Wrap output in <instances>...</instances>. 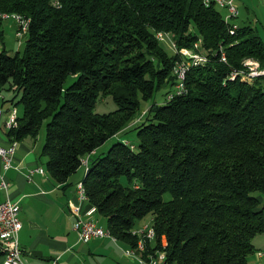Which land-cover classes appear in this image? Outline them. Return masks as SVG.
Instances as JSON below:
<instances>
[{"label": "trees", "instance_id": "trees-1", "mask_svg": "<svg viewBox=\"0 0 264 264\" xmlns=\"http://www.w3.org/2000/svg\"><path fill=\"white\" fill-rule=\"evenodd\" d=\"M218 9L201 0H0V14L31 20L23 53L0 52V88L20 96L3 104L23 108L7 138L36 140L45 126L41 156L58 184L89 157L90 208L135 250L132 232L151 217L156 238L138 254L165 251L163 264H250L264 234V81L225 80L246 59L264 64V42L250 25L231 35ZM157 32L170 33L179 54ZM199 40L221 62L191 63L184 95L165 102L166 93L141 117L144 102L174 87L181 52ZM109 96L116 111L99 114ZM135 126V149L118 141L92 156Z\"/></svg>", "mask_w": 264, "mask_h": 264}, {"label": "crops", "instance_id": "crops-1", "mask_svg": "<svg viewBox=\"0 0 264 264\" xmlns=\"http://www.w3.org/2000/svg\"><path fill=\"white\" fill-rule=\"evenodd\" d=\"M237 4L240 17L244 11H251L257 25L261 24L264 27V0H237ZM235 23L238 26L241 25ZM0 33L4 32L0 31ZM2 49L3 47L0 48V52ZM170 89L169 87L168 91ZM4 101L9 100L5 97ZM6 105L4 106L3 101L0 102V107L7 112L12 105L9 108ZM8 116H4L0 127L1 141L4 146L9 141L8 129L5 126ZM41 149L42 146L40 147L36 140L26 139L20 142L15 161L17 168L6 172L4 176L11 185L10 191L5 192L0 189V202L10 197L21 206L20 218L23 228L20 232V246L24 261L27 264H147V257L144 258L138 253L133 255L134 249L117 239L107 237L88 243L78 240L73 230L76 218L72 205H79L77 185L83 182L84 178L82 180L73 178L77 177L84 167L71 177L67 185L58 184L46 171L47 159L41 156ZM96 154L97 152H94L92 156ZM35 167L43 168L44 174H35L32 182H29L26 174L29 169ZM84 171L85 176V168ZM87 201L86 199L82 206L83 213L90 210ZM92 219L106 228V221L102 225L98 215H93ZM260 236L254 241L258 244L257 247L255 245L257 251L264 250V242H260L264 234ZM2 248L3 246H0V255L3 251L5 252ZM127 251L130 256L127 255ZM250 264H264V260L259 261L253 255L250 258Z\"/></svg>", "mask_w": 264, "mask_h": 264}, {"label": "built area", "instance_id": "built-area-1", "mask_svg": "<svg viewBox=\"0 0 264 264\" xmlns=\"http://www.w3.org/2000/svg\"><path fill=\"white\" fill-rule=\"evenodd\" d=\"M205 7H211L213 5L219 6L226 10L225 22L230 24V34L235 35L239 29V26L235 23L236 19L240 17V9L237 4V0H201ZM13 22V21H9ZM8 22V23H9ZM15 25V24H14ZM31 26V20H26V25H15V36L19 42L20 46L26 43L29 35V29ZM155 38L162 44L168 45V47L173 51V53H179V48L174 46V39L171 38V34L167 32H157L155 33ZM191 51L196 55V58L200 62L209 63L212 57H220V53H210L204 50L202 40L197 41ZM221 62V57H220ZM186 65H190L189 61L183 59V69L173 68V74L175 76V85L166 94L165 102H170L178 97L183 96L182 86L177 84V71H183ZM242 76H258L259 80L264 81V67H257V59L249 63L247 71L244 73H236V70H229L228 75L225 80L230 78H239ZM264 90V85H263ZM5 97L0 94V102L4 101ZM145 112L141 115V117ZM2 115H9V122L7 129H12L18 125V109L16 107H11L9 111H5L0 107V117ZM140 120V119H139ZM1 130V129H0ZM20 143L18 141H8L6 146L2 145L0 137V189L9 192L10 183L5 179V173L11 169L17 168L15 166L16 155L19 149ZM129 146L135 149V145L129 142ZM89 162V157L82 159V168L86 163ZM44 174L43 168L35 167L29 169L26 178L32 182L35 174ZM77 196L79 200V205H72V210L75 215V223L73 225V230L78 236V240L82 243H88L95 239L107 238L106 228L102 227L97 221L92 219L93 215L96 214V209L94 207L90 208L89 211L83 213L82 206L85 203L84 191H79V186H77ZM21 206L17 201L12 200L10 197L0 202V246L7 247V254L0 255V264H27L23 259V252L20 246V232L23 228V223L20 218ZM133 235L138 237V245L142 248L144 253L147 251L148 241H154L156 238L155 230L152 225H146L141 228H135L133 230ZM162 247H167V240L165 237L162 239ZM128 256L129 251L126 252ZM257 260H264V250H258L254 254ZM160 259H166L165 251H156L154 254H149L147 256V264H159Z\"/></svg>", "mask_w": 264, "mask_h": 264}, {"label": "rangeland", "instance_id": "rangeland-1", "mask_svg": "<svg viewBox=\"0 0 264 264\" xmlns=\"http://www.w3.org/2000/svg\"><path fill=\"white\" fill-rule=\"evenodd\" d=\"M219 12H221L222 14L226 13V10L224 8H220L218 9ZM10 21H13L10 20ZM237 23H240L242 26L244 25H251L253 27V29L257 32V34L260 36V38H262L263 42H264V27L261 26V24L256 23V18L254 17L253 13L251 11H244L242 13V16L239 17L238 19L235 20ZM252 21V22H251ZM4 22L2 23V25L0 24V31L4 32L3 33V39L0 42V48L4 47L8 53L10 55H16L18 52H20L21 54L24 51V44L23 46L19 45V42L15 36V25H18L17 21L14 20L13 22ZM15 24V25H14ZM264 25V22H263ZM263 27V28H262ZM164 48L166 51H169L170 53H173V51L168 47V45L163 44ZM73 81V79L69 80V83H71ZM169 87H165L164 89L160 90L159 92H157V94L155 95V97L150 100L149 102H144L142 104V109H141V114L144 110H148L155 102L157 104H162L163 100H164V95L166 94V92L168 91ZM0 92L3 93V95L7 98V100L11 101L15 100V103H17L20 99V96L17 95L14 92V90H12L9 86H6L4 88H0ZM0 93V94H1ZM16 96V97H15ZM7 108H9L10 104L6 105ZM12 107V106H11ZM10 107V108H11ZM117 106L115 105V103L112 100V97H107L103 100H101L97 106L96 111L99 114H108L111 112L116 111ZM18 110H19V116L21 117L23 115V108L22 106H18ZM139 113V114H140ZM136 120V118L133 120V122ZM132 122V123H133ZM134 124V123H133ZM2 125V122H1ZM135 127H132L131 129H129L127 132L123 133L122 135L112 138L109 141H107L98 151H97V155L95 157H98L100 155H104L111 147L112 145H114L116 142L121 141V142H130L133 145H138V133L137 131L134 129ZM1 137V135H0ZM46 138V128L45 126L42 127L41 132L38 136V138L36 139L37 144L41 147L45 141ZM84 168L77 174V177L75 176L73 179L78 178L79 179H83L84 178ZM72 179V180H73ZM121 182L126 185V179H122ZM99 220H101V224L104 225V221L105 219L101 216H99ZM152 218H146V220L142 221V222H138V228L144 227L146 225H152ZM262 236V235H261ZM260 236V237H261ZM259 238V237H258ZM260 242H264V236L260 238ZM254 245H256L257 247V243L254 242ZM260 261V260H259Z\"/></svg>", "mask_w": 264, "mask_h": 264}, {"label": "bare ground", "instance_id": "bare-ground-1", "mask_svg": "<svg viewBox=\"0 0 264 264\" xmlns=\"http://www.w3.org/2000/svg\"><path fill=\"white\" fill-rule=\"evenodd\" d=\"M15 20L17 21L18 25H26V20L25 18H21L15 14H8V13H2L0 14V24L4 23V22H7V21H10V20ZM175 46V45H174ZM181 52V51H180ZM185 58L189 61L190 65H186V67L184 68L183 71H177V81H178V85H181L182 86V90L183 92L185 90V87L186 85H184V81H185V78L187 77V68L189 69V66H191V63L193 64H197V63H200V60H198L196 58V55L192 52V51H186V52H181ZM176 54V53H175ZM179 54V53H178ZM222 56V61L223 62H226V55L224 52H222L221 54ZM184 58V59H185ZM253 60L255 59H246L244 62H243V66H244V69L241 70L239 73H244L247 71V68L249 67V63H251ZM257 67H264V64L260 63L258 60H257ZM176 69H183V61H180L178 62L177 66H176ZM190 70V69H189ZM243 79H248L249 81L251 80H254V79H258L259 77L258 76H242ZM184 95V94H183ZM5 115H2V117H0V127H1V122L3 120ZM8 122H9V116H8V120L7 122L5 123V126L8 127ZM86 167L88 166V163H86L85 165ZM77 186H79V191H84V199L86 200L87 197H86V193H85V188H84V185H83V182L79 183ZM107 231V230H106ZM107 237H110V238H113V239H116L114 236H112L108 231H107ZM3 249L5 250V255L7 254V247H4L3 246ZM138 252H144L142 251V248L137 247V249L133 250L132 251V254L135 255L136 253ZM164 260L165 259H160L159 261V264H163L164 263Z\"/></svg>", "mask_w": 264, "mask_h": 264}]
</instances>
